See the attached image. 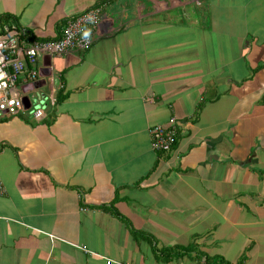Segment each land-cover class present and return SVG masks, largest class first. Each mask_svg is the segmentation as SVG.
Returning a JSON list of instances; mask_svg holds the SVG:
<instances>
[{
	"label": "crops",
	"instance_id": "1",
	"mask_svg": "<svg viewBox=\"0 0 264 264\" xmlns=\"http://www.w3.org/2000/svg\"><path fill=\"white\" fill-rule=\"evenodd\" d=\"M94 5L0 117V264H264V0H0V32Z\"/></svg>",
	"mask_w": 264,
	"mask_h": 264
},
{
	"label": "built area",
	"instance_id": "2",
	"mask_svg": "<svg viewBox=\"0 0 264 264\" xmlns=\"http://www.w3.org/2000/svg\"><path fill=\"white\" fill-rule=\"evenodd\" d=\"M99 5L88 7L75 16L67 18L60 36L56 38L24 37L17 29L5 26L0 32V117L17 114L24 110L21 97V78L34 80L39 54L64 56L75 50L86 49L93 41L91 31L97 30L100 22ZM37 104L29 110L34 117L42 114L46 104L37 94ZM178 119L169 118L166 124L150 127L151 144L156 151H168L176 141ZM3 188L0 183V192Z\"/></svg>",
	"mask_w": 264,
	"mask_h": 264
},
{
	"label": "trees",
	"instance_id": "3",
	"mask_svg": "<svg viewBox=\"0 0 264 264\" xmlns=\"http://www.w3.org/2000/svg\"><path fill=\"white\" fill-rule=\"evenodd\" d=\"M11 21H13V22H11ZM7 23V24H10V23H15V19H9L8 18V16H4V20H3V23ZM17 29H19V28H22V27H19L18 25H16L15 26ZM22 36H24V37H29V38H32V37H34V36H32L31 34H30V32H28L27 30H25L24 29V31L23 32H21L20 33ZM241 262H242V259H240V261H239V263L241 264Z\"/></svg>",
	"mask_w": 264,
	"mask_h": 264
},
{
	"label": "rangeland",
	"instance_id": "4",
	"mask_svg": "<svg viewBox=\"0 0 264 264\" xmlns=\"http://www.w3.org/2000/svg\"><path fill=\"white\" fill-rule=\"evenodd\" d=\"M42 56H43L42 54H39L38 57H37V59L39 58V60H40L42 58ZM44 87H45V85L42 86L41 89H43Z\"/></svg>",
	"mask_w": 264,
	"mask_h": 264
},
{
	"label": "water",
	"instance_id": "5",
	"mask_svg": "<svg viewBox=\"0 0 264 264\" xmlns=\"http://www.w3.org/2000/svg\"><path fill=\"white\" fill-rule=\"evenodd\" d=\"M41 85V82H36V86L39 87Z\"/></svg>",
	"mask_w": 264,
	"mask_h": 264
}]
</instances>
